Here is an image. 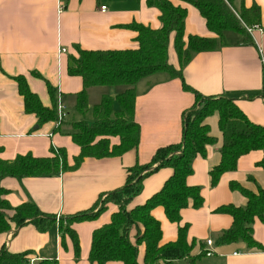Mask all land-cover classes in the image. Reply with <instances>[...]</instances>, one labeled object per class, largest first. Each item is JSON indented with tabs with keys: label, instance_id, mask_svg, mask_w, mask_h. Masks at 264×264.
I'll return each instance as SVG.
<instances>
[{
	"label": "crops",
	"instance_id": "1",
	"mask_svg": "<svg viewBox=\"0 0 264 264\" xmlns=\"http://www.w3.org/2000/svg\"><path fill=\"white\" fill-rule=\"evenodd\" d=\"M187 9L186 36L217 38L209 30L199 9L181 0H171ZM256 4L261 9L260 26L264 28V0H236V4ZM106 6V10H102ZM161 11L149 0H0V159L15 160L20 155L49 157L53 149L64 150L67 162L73 166L81 147L73 139V123L86 119L96 120L94 107L105 95L114 100L119 110L117 95L126 86H92L88 89V110L85 116L77 110V96L83 90L81 77L71 75V55L77 47L84 50L136 49L138 32L132 23L158 29L162 26ZM225 44L215 50L194 53L183 67V81L168 73L158 72L137 83L134 120L140 126V141L136 149L122 155L86 157L72 170L57 174L16 178L1 177L0 184L8 190L7 199L13 206L33 202L43 213L57 216L70 215L91 209L101 195L125 185L128 169L137 163L147 164L155 152L164 146L178 143L183 136V117L196 103V94L224 96L236 99L247 117L264 126V32L254 31L249 37L226 32ZM65 48L66 52L61 49ZM169 63L179 68L174 48V33L168 49ZM23 76L29 89L37 94L46 107L53 106L49 85L55 93L57 116L59 106L68 116L61 123H39L34 113L27 112L24 97L16 77ZM90 111V112H89ZM89 112V113H88ZM214 142L207 146L206 156L198 155L192 163L193 172L187 183L201 188L204 203L181 210V222L169 220L163 207H156L153 215L161 222V244L178 238L179 226L188 225L187 239L195 242L192 255L164 264H264V223L256 219L254 239L261 249L249 248L246 242L220 244L222 233L229 229L233 217L218 211L222 206L244 207L247 198L230 186L239 182L249 190L264 186V168L258 163L264 151L255 150L243 155L234 171L221 175L216 186L211 184L210 170L221 161L223 134L219 116L206 119ZM100 139V138H99ZM111 145L120 144L119 136L110 137ZM171 168H161L145 178L141 193L130 208L144 204L157 193L170 177ZM119 210L115 203L96 219L77 222L74 228L80 239V258L76 259L74 245L69 237L62 243L58 225L42 231L34 224L21 227L16 233L0 234V249L6 244L11 252L32 250L30 261L56 260L58 264H96L90 261L93 232L111 221ZM136 234L133 230L132 236ZM208 240L212 244H208ZM145 245L139 247V261L143 264ZM107 264H123L110 261Z\"/></svg>",
	"mask_w": 264,
	"mask_h": 264
},
{
	"label": "trees",
	"instance_id": "2",
	"mask_svg": "<svg viewBox=\"0 0 264 264\" xmlns=\"http://www.w3.org/2000/svg\"><path fill=\"white\" fill-rule=\"evenodd\" d=\"M197 7L206 19L210 31L217 38L186 36L185 20L187 9L175 5L171 0H149V4L161 11L162 26L154 29L139 23L130 28L138 32L136 49L122 50H84L77 47V54L71 55L73 64L69 73L83 80V90L77 96V110L85 116L89 107L88 89L92 86H126L117 95L120 109H114V100L105 95L100 104L94 107L96 120L89 123L86 119L73 123V139L81 147V153L73 166L67 162L64 150L58 153L53 149L49 157H35L32 154L20 155L15 160L0 159L1 177L23 178L45 176L61 170L76 169L86 157H107L122 155L136 149L140 141V126L134 120L136 88L143 78L158 72L168 73L171 77L181 78L187 90L191 87L183 79V67L194 53L219 48L226 42V32H235L251 37L246 26L260 24L261 9L258 5L236 4V0H181ZM174 33V48L179 58V68L169 63L168 49ZM19 91L24 97L27 112L34 113L43 124L55 121L57 106L55 93L49 85L53 100L51 108L42 104L39 96L29 89L23 76L16 77ZM196 103L183 117V136L178 143L159 148L147 164L137 163L128 169L124 186L100 196L95 205L85 211L70 215L57 216L43 213L33 202L13 206L7 199L8 190L0 184V234L16 233L27 224H34L42 231L58 225L63 245L69 237L74 245L75 257L80 258V239L74 224L98 218L108 203H115L119 210L112 214L111 221L93 232L89 259L96 264L120 261L123 264H141L139 247L145 245L143 264L171 263L192 255L195 242L187 239L188 225L179 226L178 238L174 242L161 244V222L153 215L156 207H163L170 221L181 222V210L190 205L201 207L204 198L201 188L187 183L193 172L192 163L198 156H206L207 146L214 142L210 135L207 117L218 114L219 128L223 134L221 161L210 170L211 184L216 186L221 175L234 171L239 159L251 151H264V126L252 122L240 109L236 99L224 96L205 97L195 92ZM119 136L120 144L111 145L110 137ZM100 138V139H99ZM264 168V157L258 163ZM173 170L163 187L144 204L130 208L132 200L143 189L145 178L161 168ZM233 190L240 191L246 198L244 207L222 206L218 211L232 215L233 223L219 237L220 244L244 241L249 248L261 249L254 239L253 224L256 219L264 223V186L256 191L249 190L239 182H231ZM133 230H136L134 237ZM32 250L19 253L11 252L5 244L0 249V264H28ZM197 258L191 264H198ZM39 264H58L56 260H42Z\"/></svg>",
	"mask_w": 264,
	"mask_h": 264
},
{
	"label": "built area",
	"instance_id": "3",
	"mask_svg": "<svg viewBox=\"0 0 264 264\" xmlns=\"http://www.w3.org/2000/svg\"><path fill=\"white\" fill-rule=\"evenodd\" d=\"M102 10H106V6H102L101 8ZM246 26V29L248 30V32L250 33L251 36H253V33L254 31L258 30V31H261V32H264V28L261 27L259 24H255V25H252V26ZM62 52H66V49L65 48H62L61 49ZM68 116V113L65 109L64 106L60 105L59 106V113H58V118H57V123L58 124H61ZM208 244H212V241L211 240H208ZM207 255H212L213 254V251L212 250H208L206 252ZM28 264H34V261H30Z\"/></svg>",
	"mask_w": 264,
	"mask_h": 264
},
{
	"label": "rangeland",
	"instance_id": "4",
	"mask_svg": "<svg viewBox=\"0 0 264 264\" xmlns=\"http://www.w3.org/2000/svg\"><path fill=\"white\" fill-rule=\"evenodd\" d=\"M89 112H90V111H89ZM89 112H88V113H89ZM86 119H87V120L89 119L88 114L86 115Z\"/></svg>",
	"mask_w": 264,
	"mask_h": 264
}]
</instances>
